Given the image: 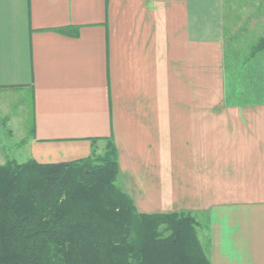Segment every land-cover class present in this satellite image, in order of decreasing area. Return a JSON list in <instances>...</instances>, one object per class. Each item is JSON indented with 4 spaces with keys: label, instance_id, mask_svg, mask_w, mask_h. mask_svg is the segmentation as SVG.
<instances>
[{
    "label": "crops",
    "instance_id": "1",
    "mask_svg": "<svg viewBox=\"0 0 264 264\" xmlns=\"http://www.w3.org/2000/svg\"><path fill=\"white\" fill-rule=\"evenodd\" d=\"M238 11L229 0H0L1 129L17 128L19 108L27 161L46 164L112 140L138 212L192 214L210 264H264V49L232 46ZM9 160L27 162L0 144Z\"/></svg>",
    "mask_w": 264,
    "mask_h": 264
},
{
    "label": "trees",
    "instance_id": "2",
    "mask_svg": "<svg viewBox=\"0 0 264 264\" xmlns=\"http://www.w3.org/2000/svg\"><path fill=\"white\" fill-rule=\"evenodd\" d=\"M117 173L110 139L88 160L0 165V264H210L192 214L138 212Z\"/></svg>",
    "mask_w": 264,
    "mask_h": 264
},
{
    "label": "rangeland",
    "instance_id": "3",
    "mask_svg": "<svg viewBox=\"0 0 264 264\" xmlns=\"http://www.w3.org/2000/svg\"><path fill=\"white\" fill-rule=\"evenodd\" d=\"M229 1L231 2L237 1L240 3V11L237 12L238 19L236 24L242 27V30L236 36L237 37L236 40L233 41L234 45L232 46H235L238 50H242V49H246L247 45L251 43L253 44L252 49L256 51L255 47L256 48L258 47L256 45L259 42V40H256V37L257 35L258 37H260L264 34V10H263L264 0H229ZM256 4L258 5L260 4L261 8H257ZM18 109L19 108H17V110L15 109L12 112H10V113H14L15 111H17L15 119H21V123L17 124V128H14L13 126V130H11L10 132L11 134L1 129V126H3V124L0 123V144L5 146V150L7 154L10 155L12 159H16L18 162H23V161H27L29 158V154L27 153L25 147H26V143L30 139L29 134L31 130V121H29L26 116L23 117L21 114H19L21 112H19ZM106 142H105V146H106ZM105 146L101 148L99 152H97V150L99 149L95 148L94 149L95 154L92 153L87 158L81 160H88L95 156L103 155L105 152ZM19 153H22L23 156H20ZM24 153L27 154L25 155ZM31 161H35V160H31ZM38 163L46 164L43 162H38ZM118 171H119V166H118ZM117 186L122 190L120 184H117Z\"/></svg>",
    "mask_w": 264,
    "mask_h": 264
}]
</instances>
